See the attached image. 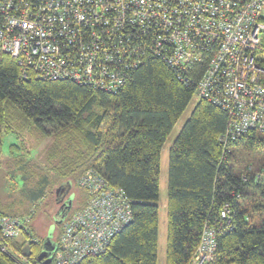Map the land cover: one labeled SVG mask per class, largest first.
<instances>
[{"label": "trees", "instance_id": "obj_1", "mask_svg": "<svg viewBox=\"0 0 264 264\" xmlns=\"http://www.w3.org/2000/svg\"><path fill=\"white\" fill-rule=\"evenodd\" d=\"M204 69L199 64L179 79L160 58L147 55L122 88L107 93L69 79L22 78L12 58L0 59V158L5 136L50 144L45 174L31 172L39 178L33 197L43 198L46 185L70 182L77 199L68 214L79 211L88 195L77 182L95 169L131 202V222L106 251L77 264H156L160 152ZM227 124L226 112L198 100L169 150L165 264L189 263L203 228L216 226L224 204L234 226L217 233L213 264H264V185L253 179L264 167V135L239 137L222 158L218 137ZM21 149L9 146L11 155ZM56 227L57 243L61 225ZM19 236L4 238L0 227V264H43L37 259L43 240L33 237L31 221Z\"/></svg>", "mask_w": 264, "mask_h": 264}, {"label": "built area", "instance_id": "obj_2", "mask_svg": "<svg viewBox=\"0 0 264 264\" xmlns=\"http://www.w3.org/2000/svg\"><path fill=\"white\" fill-rule=\"evenodd\" d=\"M147 55L181 75L205 69L194 96L226 112L222 158L248 132L264 135V0H0V59L22 78L65 80L116 93ZM264 185V167L254 174ZM77 185L88 199L61 223L54 264H77L106 251L132 220L131 202L95 169ZM224 204L205 226L188 264H213L217 233L234 226ZM29 218L0 216L4 238Z\"/></svg>", "mask_w": 264, "mask_h": 264}, {"label": "rangeland", "instance_id": "obj_3", "mask_svg": "<svg viewBox=\"0 0 264 264\" xmlns=\"http://www.w3.org/2000/svg\"><path fill=\"white\" fill-rule=\"evenodd\" d=\"M197 101L196 96H193L174 125L160 152L156 264H165L166 262V189L169 150L182 126L189 119ZM18 142L20 141L16 142L13 136H5L3 139L2 156L0 158V211L8 216L16 214L20 218H28L25 214H32L33 218L31 216L28 222L31 221V225L33 226L35 235L33 237L44 240L47 235L53 232V241H55L58 231L56 227L58 209L62 212L61 215L65 214V211L61 210L63 209L62 203L71 194L77 199L76 188H71L68 192L69 194L63 198L60 204L57 203L56 196V190L59 188L58 184L54 187H51V184L46 185L43 198L36 199L33 197L32 191L36 188L35 185L39 178L36 176L31 178V172L40 173L41 176L45 174L47 163L49 164L47 161L50 144L46 139L34 140L32 136L26 138L24 142ZM11 143H16L22 147L20 152L14 151L15 154L13 156H11L9 150ZM75 206L76 202L73 201L71 209Z\"/></svg>", "mask_w": 264, "mask_h": 264}, {"label": "water", "instance_id": "obj_4", "mask_svg": "<svg viewBox=\"0 0 264 264\" xmlns=\"http://www.w3.org/2000/svg\"><path fill=\"white\" fill-rule=\"evenodd\" d=\"M70 189H71V183L66 182L56 190L57 203L60 204L63 201V198L69 194L68 192L70 191ZM66 198H67L66 201H63V203H62L63 209H61L62 211H65V214L61 215L62 212H59L60 210L58 209L59 213L56 216V224L57 225H60L63 222L65 216L70 211L74 195L71 194V195L67 196ZM56 247H57V243L55 241H53V232H51L42 241V248H41V251H40L37 259L39 261H43V264H50L52 261L53 253L56 250ZM25 249L28 250V246H26Z\"/></svg>", "mask_w": 264, "mask_h": 264}, {"label": "crops", "instance_id": "obj_5", "mask_svg": "<svg viewBox=\"0 0 264 264\" xmlns=\"http://www.w3.org/2000/svg\"><path fill=\"white\" fill-rule=\"evenodd\" d=\"M12 142H13V140H12ZM11 144H13V143H11ZM15 153V152H14ZM11 156H13V155H11Z\"/></svg>", "mask_w": 264, "mask_h": 264}, {"label": "bare ground", "instance_id": "obj_6", "mask_svg": "<svg viewBox=\"0 0 264 264\" xmlns=\"http://www.w3.org/2000/svg\"><path fill=\"white\" fill-rule=\"evenodd\" d=\"M248 133H250V132H248ZM61 225V224H60Z\"/></svg>", "mask_w": 264, "mask_h": 264}, {"label": "flooded vegetation", "instance_id": "obj_7", "mask_svg": "<svg viewBox=\"0 0 264 264\" xmlns=\"http://www.w3.org/2000/svg\"><path fill=\"white\" fill-rule=\"evenodd\" d=\"M69 196V195H68ZM60 212V211H59Z\"/></svg>", "mask_w": 264, "mask_h": 264}]
</instances>
